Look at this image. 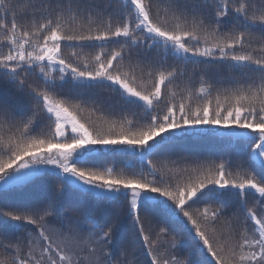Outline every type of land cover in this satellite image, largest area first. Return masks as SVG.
<instances>
[{
  "label": "snow or ice",
  "instance_id": "snow-or-ice-1",
  "mask_svg": "<svg viewBox=\"0 0 264 264\" xmlns=\"http://www.w3.org/2000/svg\"><path fill=\"white\" fill-rule=\"evenodd\" d=\"M203 7L192 0H168L164 11L175 22V26L169 28L167 19L161 18L159 12L154 19L151 0H126L124 8L131 11L121 12L122 19L115 24L111 14L105 18L106 9L99 4L93 15L91 5L89 9L79 5L74 8L71 0L67 4L63 0H27L23 6L19 0H0V12L3 13L0 18V48L7 49L6 52H0V77L6 78L23 92L24 78L29 73L40 76L44 84L50 87L44 90L31 88L28 94L42 103L43 111L54 123L51 139L31 134L37 113L19 122L16 127L18 139L9 136L5 140L0 135V152H7L6 158L0 155V182L5 185L20 182L32 174L28 171L30 166L39 172L36 165H53L64 174L65 184L78 185L107 201L119 203L121 198L127 200L128 214L133 217L134 227L138 226L136 232L142 237L143 243L148 245L151 264H183L174 257L159 259L153 251L156 241L150 243V236L145 234L140 215L141 202L151 200V194L156 193L166 198L164 203L172 201L175 208L191 223L198 244L211 255L212 264H264V215H258L252 208H247V218L254 222V230L245 229L237 239L230 227L228 231L216 227L222 215L223 202L221 207L211 210V206L204 207L202 211L198 208L186 210V207H191V204L197 203L206 194L228 189L239 192L242 205L246 204L243 196L249 189L264 198V177L258 179L251 173H237L234 176L225 162L213 164L207 169L197 166L191 170L168 168L162 162L159 172L170 175L168 182H165L162 174L159 180H147L143 172L129 175L123 170L117 172L115 165L85 166L95 157L96 145L111 146L113 152L117 151L115 146L118 145L143 152L148 148H156L160 141L155 138L161 134L179 130L183 136L195 132L200 126L236 129V132L231 133L233 135L249 130L247 138L253 142L251 152L264 157V55L257 57L253 52L243 51L246 43L249 46L251 44L253 33L250 30H259L264 40V0H261L260 5L254 0H206L207 11ZM9 13L12 15L11 20L8 19ZM18 15L21 16L19 21ZM230 15L238 27L245 31L222 33L223 21ZM136 33L143 35L138 37ZM201 39L205 42L203 48L189 46L190 41L198 45ZM120 40L124 41L120 50H113L110 55L101 50L92 57L94 68H89L87 61L77 66L63 57L62 44L72 47L74 50L71 55L77 57L76 48L119 43ZM159 46L166 53L170 51L184 60L200 56L213 57L218 51L220 59L259 73L261 83L258 86L249 84L247 90L237 89L232 93L235 102L227 108L220 103L219 96L215 108L211 106V101L195 109L183 102L178 106L172 104L162 117L159 114L153 115L151 123L146 127L128 131L121 126L116 134L111 130L115 124L107 132H93L84 123H80L70 110V101L56 99L51 94L58 86L62 88L70 76L88 87L109 82V86L119 92L127 103L142 102L147 109H152L154 103L162 99V86L176 74L174 69L165 73L151 67L147 51ZM127 47H143L145 51L137 52L136 60L130 59L127 70H124L122 61ZM237 49L241 51L237 52ZM260 51L264 52V44ZM145 67H148L147 75L152 79L150 91L146 88L138 90L134 86L137 70L143 75ZM55 70L60 73L59 85L53 75ZM198 93L208 96L210 88L202 83ZM0 122H15L14 115L4 105H0ZM128 124L131 127L132 122ZM202 131L214 132L216 127L204 128ZM149 141L153 143L149 144ZM261 163L264 164V161ZM148 164L152 169L151 174L156 176L158 170L155 164L151 160ZM184 173H188L187 180L183 179ZM172 178H175L174 182ZM40 212L41 209L37 208L3 213L12 220L40 227L36 241L29 240L26 250L19 243L6 245L5 251L10 255L0 256V264H112L105 245L111 242L113 225L99 232L95 228L90 229L85 236L78 221L75 224L71 220L61 221V227L51 229L49 234L44 226L49 212L44 210L43 215ZM118 220L117 215L114 222ZM93 223L99 227L97 221ZM161 235H167L166 228L159 229L157 236ZM190 264L196 262L191 261Z\"/></svg>",
  "mask_w": 264,
  "mask_h": 264
},
{
  "label": "trees",
  "instance_id": "trees-1",
  "mask_svg": "<svg viewBox=\"0 0 264 264\" xmlns=\"http://www.w3.org/2000/svg\"><path fill=\"white\" fill-rule=\"evenodd\" d=\"M26 2L27 0H19L21 6ZM63 2L67 4L69 0H63ZM71 2L74 8L79 5L81 8L89 9L91 5L93 15L96 13V5H101L106 9L105 18L109 14L112 15L113 24L122 19L121 12L131 11L124 8L126 0H71ZM192 2L201 4L204 6L203 10L207 11L206 0H192ZM254 2L260 5L261 0H254ZM151 3L154 19L157 18L156 13L159 12L161 18L167 19V26L173 28L175 22L164 11L168 0H151ZM2 16L3 13L0 12V18ZM8 19H12L11 13H9ZM20 19L21 16L18 15L17 20ZM232 31H245V29L238 27L234 17L230 15L223 21L222 33ZM250 31L253 33L251 44L249 46L246 43L243 51L253 52L257 57L264 55V52L260 51L264 44V40L261 39L262 34L259 30ZM136 35L142 37L143 34L136 33ZM123 43L124 41L120 40L119 43L109 42L103 45L76 48L77 57L71 55L74 50L72 47L65 44H62L61 47L63 57L67 62L81 66L87 61L89 68H94L92 57L101 50L110 55L113 50H120ZM189 46L203 48L205 42L201 39L197 45L194 41H190ZM6 51V48H0V52ZM144 51L143 47L141 49L125 48L122 61L125 65L124 70H127L130 59L136 60L137 52ZM239 51L241 49H237V52ZM147 55L151 59V67L157 71L167 73L174 69L176 73L173 79L162 86V99L159 103H154L152 109H147L142 102L139 104L127 103L121 98L119 92L109 86V82L88 87L81 82L74 81L70 76L67 78V82L63 83L62 88L58 86L51 94L56 99L70 101V110L74 112L81 123H84L93 132L98 130L107 132L110 126L115 124V128L111 130L116 134L119 133L121 126L128 131H138L146 127L151 123L153 115L159 114L162 117L166 113L167 107L172 104L178 106L183 102L191 109H195L211 101V106L215 108L216 98L219 96L220 103L227 108L235 102L232 93L237 89L247 90L249 84L258 86L261 83L259 73L250 72L248 69L234 66L228 60L220 59L218 51L214 53L213 57L200 56L184 60L173 55L170 51L166 53L163 47L159 46L147 51ZM36 71L38 72V69ZM147 72L148 67H145L143 75L137 70L136 85L134 86L138 90L145 88L151 90L152 79L148 77ZM53 75L57 78L59 85V71L55 70ZM24 79L25 91L22 92L16 85L9 83L6 78L0 77V105H4L6 110L15 117L14 123L0 122V135L5 140L9 136H15L18 139L19 132L16 131V127L19 122L22 119L27 120L33 113H37L33 124L34 130L31 134L43 135V138L51 139L54 123L43 111L42 103L28 94L31 88L44 90L50 86H46L43 79L35 73H29ZM202 83L205 87L210 88V95L205 96L198 93ZM225 97L228 99L226 100ZM73 105H79V107H72ZM129 121L132 122L131 127H129ZM211 127H216V131H202L204 128ZM232 132L218 126H200L195 132L181 136L179 130H176L157 136L155 140L160 141V144L156 148H148L141 152L146 158H141L139 152L109 150L96 153L92 162L85 166L92 167L95 164L96 166L111 167L115 165L117 172L123 170L129 175L143 172L147 180H159V176L162 174L165 177V182H168L170 175L167 172H159L162 162L168 168H187L189 170L197 166L207 169L213 164L225 162L227 169L234 176L237 173L240 175L251 173L258 179L264 177V164L257 161L251 152V143L253 142H250L247 136H243L242 133L233 135ZM152 143L153 141H149V144ZM0 155L6 158L7 152H0ZM149 160L155 164L158 170L156 176L151 174ZM174 179L172 178L173 182ZM183 179H188V173L183 174ZM153 195L155 200L141 202L140 215L144 223L145 234L150 236V243L156 241L154 249L159 241L165 238L170 242L174 241L173 243H182L179 256L182 262L190 264L191 261H195L196 264H212L211 255L201 249L198 244L193 226L183 217L179 209L175 208L174 203L172 201L164 203L166 198L156 193ZM243 199L246 201L245 205H242V197L234 189L224 190L220 193L212 192L206 194L197 203L191 204V207H186V210L193 211L198 208L202 211L206 206H211V210L221 207V202H223L222 215L218 218L216 227L222 228L224 231H228L230 227L234 238L238 239L245 229H253L254 222L247 218L246 209L252 208L258 215L264 212L262 198L254 190L249 189ZM37 208L41 209V215L44 210L49 212L45 221L49 218L54 219L52 216L59 220L66 213H70L78 215L87 225L95 226L93 222L97 221L99 227L96 228L99 230H107L109 225H113V234L108 246L112 264H151V257L147 252L148 245L143 243L142 237L136 232L138 226L134 227L133 217L128 214V202L124 198H121L119 203L107 201L92 191L83 190L73 184H65L63 176L57 172L44 171L21 185L0 190V230L1 226H4V221L12 220L4 216V212H22ZM117 215L119 220L114 222ZM21 223L30 224L25 221H21ZM161 227L167 229V235L158 237L157 234ZM3 255H10V253L5 251L4 245L0 242V256Z\"/></svg>",
  "mask_w": 264,
  "mask_h": 264
},
{
  "label": "rangeland",
  "instance_id": "rangeland-1",
  "mask_svg": "<svg viewBox=\"0 0 264 264\" xmlns=\"http://www.w3.org/2000/svg\"><path fill=\"white\" fill-rule=\"evenodd\" d=\"M79 122H80V120H79ZM229 131L236 132L237 130L236 129H231ZM240 133H242L243 136H247L248 130L241 131ZM115 147L117 148V150H120V151L139 152L141 158H146L145 155L141 154V150L140 149L133 150V149L125 148L123 146H119V145L115 146ZM94 148H95L96 153H102L104 151L111 150V146L103 147V146H100V145H96V146H94ZM253 157L259 162L264 161V157H259L255 153H253ZM35 168H38L40 171L36 172L34 170V168H32L30 166V169L28 171L31 172L32 174L29 175L26 179H24V180H22L20 182L9 183L7 185H5L3 182H0V190L4 189V188L12 187V186L21 185L24 182H26L27 180L31 179L32 177H34L37 174L42 173L44 171H54V172H57L60 175L64 176L62 171L59 168H56L53 165L39 164V165H36ZM75 186L79 187L78 185H75ZM151 196H152L151 200H155L154 195L151 194ZM222 201H223V199H222ZM262 202L264 203V198H262ZM225 204H227V203L225 202ZM261 215H264V212H262ZM52 218H54V219H50L49 218L50 220L47 219V221L44 222V226L46 228V232H48L49 234H51V229L61 227V221L67 222L69 220H71L73 224H75V222L78 221L80 227L83 229V232H84L85 236L87 235L88 231L90 229H93V228H95V231H97V232L101 231V230L97 229L93 225H91L90 229L84 227L83 223H81L82 221L79 218V216L75 215V214L73 215V214H70V213H66L65 215H63L62 219L59 218V220L56 219L53 216H52ZM3 223H4V226L2 225L1 226V230H0V242L4 245V247L6 245H8V244L16 245L17 243H19L26 250L27 247H28V241L29 240H31L33 242L36 241L37 233H38V229H39L40 225H38L37 228H36L33 225H31V224H22L21 221H12V220L4 221ZM251 230L253 231L254 229H250L249 231H251ZM173 242L174 241L170 242L167 239L163 238L162 240L159 241V243L157 244L155 249H154V246H153V251H154L155 254H157L159 259L164 260V259H171L172 257H174L176 260L182 261V259L179 257L180 256V248H181V244L182 243L178 244V243H173ZM108 246H109V244L105 245V250L107 252H109L108 251ZM183 264H187V263L183 262Z\"/></svg>",
  "mask_w": 264,
  "mask_h": 264
}]
</instances>
